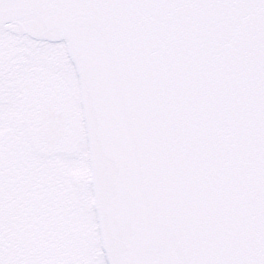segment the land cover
<instances>
[{"label":"snow or ice","instance_id":"6c2138e0","mask_svg":"<svg viewBox=\"0 0 264 264\" xmlns=\"http://www.w3.org/2000/svg\"><path fill=\"white\" fill-rule=\"evenodd\" d=\"M0 264H264V0H0Z\"/></svg>","mask_w":264,"mask_h":264}]
</instances>
